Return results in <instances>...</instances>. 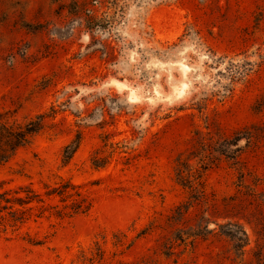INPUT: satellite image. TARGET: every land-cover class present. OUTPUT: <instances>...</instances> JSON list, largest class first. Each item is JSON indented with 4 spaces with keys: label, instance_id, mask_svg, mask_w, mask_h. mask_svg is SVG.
Segmentation results:
<instances>
[{
    "label": "rangeland",
    "instance_id": "374dc122",
    "mask_svg": "<svg viewBox=\"0 0 264 264\" xmlns=\"http://www.w3.org/2000/svg\"><path fill=\"white\" fill-rule=\"evenodd\" d=\"M39 115L0 264H264V0H0V116Z\"/></svg>",
    "mask_w": 264,
    "mask_h": 264
},
{
    "label": "trees",
    "instance_id": "16d2710c",
    "mask_svg": "<svg viewBox=\"0 0 264 264\" xmlns=\"http://www.w3.org/2000/svg\"><path fill=\"white\" fill-rule=\"evenodd\" d=\"M44 126V115L28 119L23 123H12L0 116V166L9 162L19 149L28 146ZM77 148L75 143L67 146L64 150L65 159H69ZM71 188L74 189L72 185L64 183L60 188L48 191L47 195L57 193L61 196H81L80 193H72ZM40 202H44L41 195L30 186H21L0 193V228L18 229L30 219L34 210L33 205ZM73 209L75 213L84 212L85 204L83 201H76Z\"/></svg>",
    "mask_w": 264,
    "mask_h": 264
}]
</instances>
